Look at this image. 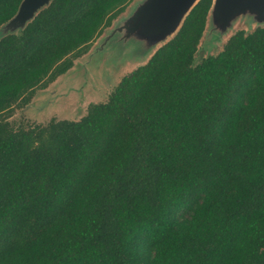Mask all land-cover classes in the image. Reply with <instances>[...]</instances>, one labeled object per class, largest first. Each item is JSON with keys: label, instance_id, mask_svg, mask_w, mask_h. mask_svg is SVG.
<instances>
[{"label": "trees", "instance_id": "1", "mask_svg": "<svg viewBox=\"0 0 264 264\" xmlns=\"http://www.w3.org/2000/svg\"><path fill=\"white\" fill-rule=\"evenodd\" d=\"M129 2L49 0L0 37V264H264V26L195 62L197 0L78 119L7 120Z\"/></svg>", "mask_w": 264, "mask_h": 264}, {"label": "rangeland", "instance_id": "2", "mask_svg": "<svg viewBox=\"0 0 264 264\" xmlns=\"http://www.w3.org/2000/svg\"><path fill=\"white\" fill-rule=\"evenodd\" d=\"M143 1L130 0L124 11L92 40L88 52L74 59L70 69L45 88H37L27 104L15 106L7 116L10 124L17 127L46 123L51 118L78 119L85 113L90 102L104 101L124 74L144 63L160 44L172 36L171 34L157 43L150 44L149 37L139 31L128 33L123 29L118 30ZM43 6L45 5L36 9L33 14ZM211 8L194 55L195 62L208 54L218 52L235 30L244 29L249 32L256 26H264V20H260L256 13L246 10L236 14L230 20L229 26L222 30L213 23ZM10 25L8 22L0 25V37L21 29V26Z\"/></svg>", "mask_w": 264, "mask_h": 264}, {"label": "water", "instance_id": "3", "mask_svg": "<svg viewBox=\"0 0 264 264\" xmlns=\"http://www.w3.org/2000/svg\"><path fill=\"white\" fill-rule=\"evenodd\" d=\"M197 0H144L134 14L118 30L139 31L149 37L150 44L157 43L173 35L181 25L185 15ZM49 0H21L16 13L7 21L11 27L25 25L33 17L36 9ZM211 19L215 26L227 28L230 20L246 10L254 12L264 20V0H213ZM9 26V27H10Z\"/></svg>", "mask_w": 264, "mask_h": 264}, {"label": "crops", "instance_id": "4", "mask_svg": "<svg viewBox=\"0 0 264 264\" xmlns=\"http://www.w3.org/2000/svg\"><path fill=\"white\" fill-rule=\"evenodd\" d=\"M209 13V12H208ZM208 16V15H207Z\"/></svg>", "mask_w": 264, "mask_h": 264}]
</instances>
